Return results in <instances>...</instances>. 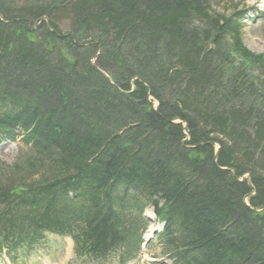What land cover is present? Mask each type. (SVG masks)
Segmentation results:
<instances>
[{
    "label": "trees",
    "instance_id": "16d2710c",
    "mask_svg": "<svg viewBox=\"0 0 264 264\" xmlns=\"http://www.w3.org/2000/svg\"><path fill=\"white\" fill-rule=\"evenodd\" d=\"M214 1L0 0V252L125 264L152 208L170 264H264V55Z\"/></svg>",
    "mask_w": 264,
    "mask_h": 264
},
{
    "label": "rangeland",
    "instance_id": "374dc122",
    "mask_svg": "<svg viewBox=\"0 0 264 264\" xmlns=\"http://www.w3.org/2000/svg\"><path fill=\"white\" fill-rule=\"evenodd\" d=\"M214 4H219L221 8L228 7L231 4H239L242 9L256 7L264 10V0H215ZM258 20L252 26H246L243 30V43L247 49H249L254 54L264 55V21ZM96 54L94 58H97ZM96 63V62H95ZM94 67L99 68L97 64ZM108 78L106 72L104 73ZM21 149H25L21 142L13 145H8L5 142L0 143V160L6 164H11L12 161L18 156ZM147 211H149L147 209ZM146 215V213H145ZM155 225H150V231L154 229L157 233V228ZM151 236V233L147 231V235ZM146 244L143 245L136 253L135 260L133 262H128L126 264H162L170 262V259L160 252L158 242L154 239V235L151 238L143 237ZM68 240L61 241L54 237H48V243L44 247L31 254L30 258L23 263L19 260L17 264H86L85 262L78 261L77 263L70 260L71 247L69 246ZM46 246V247H45ZM120 254L109 256L105 260H97L95 262H90L87 264H119Z\"/></svg>",
    "mask_w": 264,
    "mask_h": 264
},
{
    "label": "bare ground",
    "instance_id": "6f19581e",
    "mask_svg": "<svg viewBox=\"0 0 264 264\" xmlns=\"http://www.w3.org/2000/svg\"><path fill=\"white\" fill-rule=\"evenodd\" d=\"M145 217L149 220L152 221L153 218L151 217V214L149 212L146 213Z\"/></svg>",
    "mask_w": 264,
    "mask_h": 264
}]
</instances>
